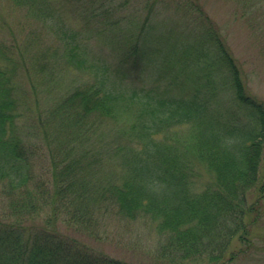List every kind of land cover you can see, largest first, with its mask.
<instances>
[{
  "label": "trees",
  "instance_id": "obj_1",
  "mask_svg": "<svg viewBox=\"0 0 264 264\" xmlns=\"http://www.w3.org/2000/svg\"><path fill=\"white\" fill-rule=\"evenodd\" d=\"M13 1L27 7L59 35L67 65L91 75L90 80L80 81L61 96L63 106L65 102L73 106V118L132 116L130 139L120 148L122 169L106 173L105 190L119 213L155 221L157 231L166 236L164 248H172L177 259L202 257L213 264L230 261L236 254L230 245L235 238L248 240L247 216L258 211L259 200L247 204L245 192L258 177L264 104L245 92L236 61L201 8L196 4L201 31L194 26L187 29L188 38H194V48H187L189 53L181 50L180 55L187 61L213 60L224 74L220 84L234 90L236 99L249 108L253 125L234 123L232 115L215 110L217 98L208 76L202 88L195 84L172 93L169 84L153 79L152 64L142 59L144 51L137 54V44L129 46L127 57L112 65L65 23L50 0ZM154 2L146 0L147 14ZM142 28L144 24L137 36ZM129 58L130 62H125ZM142 67L148 68L145 75L139 73ZM16 74L15 65L0 61V180H6L10 189L27 193V198L21 195L14 205L17 220L0 217V264H124L94 255L85 244L55 229V208L45 215L44 225L27 228L21 223L24 218H34L38 211L25 186L29 164L17 126L21 97ZM29 87L37 100L32 81ZM183 123L193 127L192 138L172 140L168 134L171 127ZM81 167L71 162L61 164L56 171L60 181H53V195L70 189L75 195L67 203L86 208L92 201L83 199L87 198L84 174L75 171L83 170ZM257 189L264 194V179ZM97 191L94 189L93 195Z\"/></svg>",
  "mask_w": 264,
  "mask_h": 264
},
{
  "label": "rangeland",
  "instance_id": "obj_2",
  "mask_svg": "<svg viewBox=\"0 0 264 264\" xmlns=\"http://www.w3.org/2000/svg\"><path fill=\"white\" fill-rule=\"evenodd\" d=\"M50 1L55 12L79 32L91 50L112 65L127 57L129 46L137 44V54L144 51L142 59L152 64L153 79L159 84L167 83L172 93H177L195 84L202 88L208 76L217 98L213 102L215 110L232 115L234 123L253 125L249 108L236 99L234 90L220 84L224 74L216 69L213 60L187 61L180 53L181 50L189 53L187 48L195 45L194 38H188L187 29L194 26L197 32L201 31L197 4L236 61L245 92L264 104V0H155L148 14L146 0ZM148 1L152 4V0ZM142 24V34L137 36ZM0 61L16 66L21 97L17 126L29 164L25 186L31 199L37 202L38 215L24 218L23 225L27 228L44 225L45 215L55 208L58 213L53 222L55 229L85 244L100 258L124 264H213L202 257L177 259L172 248H164L166 236L157 231L155 221L119 213L105 190L106 173L122 169L120 148L130 139L129 125L133 118L130 114L103 120L91 116L73 118V106L68 102L63 106L61 96L80 81L90 80L91 75L67 65L59 35L13 0H0ZM146 71L148 68L142 67L139 73L145 75ZM30 79L36 86L37 100L29 87ZM58 104L61 112L57 110ZM168 134L172 140L178 137L187 141L192 138L193 127L186 123L175 125ZM263 153L264 140L257 181L245 192L247 204L259 200L258 211L249 213L246 219L248 240L235 238L230 249L236 254L223 264H264V194L257 189L264 179ZM70 162L76 167L82 164L83 170L75 171L84 174L87 190L83 193L88 199H83L92 201L91 206L69 205L67 202L75 195L70 189L53 195V181H60L57 169ZM94 189L98 191L93 195ZM26 194L10 189L6 180H0V217L17 220L14 205L21 195L27 198Z\"/></svg>",
  "mask_w": 264,
  "mask_h": 264
}]
</instances>
